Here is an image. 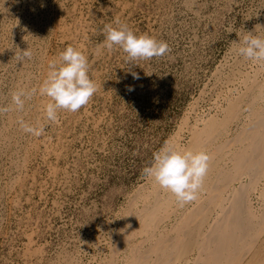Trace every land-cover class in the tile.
<instances>
[{
  "label": "rangeland",
  "instance_id": "rangeland-1",
  "mask_svg": "<svg viewBox=\"0 0 264 264\" xmlns=\"http://www.w3.org/2000/svg\"><path fill=\"white\" fill-rule=\"evenodd\" d=\"M117 19L171 51L129 63L120 47L104 46L105 25ZM237 33L264 38V0H0V108L10 109L0 114V264H106L130 205L143 207L153 191L155 181L142 170L154 152L165 142L208 152L197 149L193 129L222 119L236 100L223 138L238 136L249 123L252 87L264 82V63L238 55ZM69 46L86 55L98 90L79 111L60 110L53 123L46 119L50 98L38 89L49 62L59 64ZM27 47L31 60L17 61L15 52ZM33 88L16 110L12 93ZM21 120L43 133L23 132ZM262 178L251 195L255 208L262 207ZM173 203L168 226L192 202L181 206L172 194ZM261 226L249 253L233 264H264ZM194 242L185 241L174 264H191Z\"/></svg>",
  "mask_w": 264,
  "mask_h": 264
},
{
  "label": "bare ground",
  "instance_id": "bare-ground-1",
  "mask_svg": "<svg viewBox=\"0 0 264 264\" xmlns=\"http://www.w3.org/2000/svg\"><path fill=\"white\" fill-rule=\"evenodd\" d=\"M252 88L253 96L247 103L249 123L238 136L223 138V123L233 120L238 100L232 102L222 119H206L202 128L193 129L197 149L206 148L212 157L198 199L168 226L178 204H170L172 193L162 196L155 183L153 191L142 199L143 207L130 205L106 264H121L120 256H124V264H174L182 247H186L185 241L193 237L198 251L191 264H233L249 253L264 224V82ZM221 155L226 157L222 163ZM261 177L263 186L258 199L262 207L255 208L251 195ZM213 206L217 208L209 216Z\"/></svg>",
  "mask_w": 264,
  "mask_h": 264
},
{
  "label": "clouds",
  "instance_id": "clouds-1",
  "mask_svg": "<svg viewBox=\"0 0 264 264\" xmlns=\"http://www.w3.org/2000/svg\"><path fill=\"white\" fill-rule=\"evenodd\" d=\"M237 35L241 45L237 49L238 55L254 62L264 63V38L255 34L245 35L243 38L239 33ZM104 46L109 51H112L114 46L120 47L127 54L129 63L138 59L160 58L171 51L167 42L159 41L148 34L138 35L119 19L115 21V26L105 25ZM32 56L30 47H27L15 52L14 57L17 61L24 62L25 59L31 60ZM59 59V64L56 61L49 62L50 70L47 78L38 89L39 95L50 98L45 109L46 119L53 123L57 122L60 110L72 113L79 111L90 102L98 90L97 84L89 76L88 59L82 50L69 46L60 54ZM132 76L133 79H140L135 72ZM134 90V86H127L128 92ZM36 93V88L30 92L24 90L13 92L12 103L16 110H23L25 98L30 99ZM9 110L7 107H2L0 114ZM19 124L23 132L32 136L38 137L44 131L43 126L34 127L23 120L19 121ZM211 159V155L206 150H181L170 142H165L153 153L152 163L143 168L142 175L153 179L161 189L172 193L177 202L183 206L198 199Z\"/></svg>",
  "mask_w": 264,
  "mask_h": 264
}]
</instances>
